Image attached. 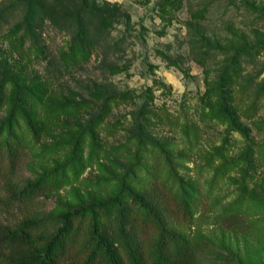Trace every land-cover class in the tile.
I'll list each match as a JSON object with an SVG mask.
<instances>
[{"label": "rangeland", "instance_id": "1", "mask_svg": "<svg viewBox=\"0 0 264 264\" xmlns=\"http://www.w3.org/2000/svg\"><path fill=\"white\" fill-rule=\"evenodd\" d=\"M106 1L117 22L81 48L48 22L25 34L23 5L0 0V129L24 130L21 174L70 168L42 198L58 213L114 196L155 147L202 195L186 231L227 255L206 263L264 264V0Z\"/></svg>", "mask_w": 264, "mask_h": 264}, {"label": "trees", "instance_id": "2", "mask_svg": "<svg viewBox=\"0 0 264 264\" xmlns=\"http://www.w3.org/2000/svg\"><path fill=\"white\" fill-rule=\"evenodd\" d=\"M11 2L24 7L25 34L48 22L81 48L97 44L120 15L106 0ZM257 47L237 50L227 72L240 65L241 53ZM225 85L223 78L216 83L221 108L229 104ZM26 142L21 126L0 129V264H205L227 256L199 232L186 231L203 207L202 195L171 172L162 150L154 147L148 170L135 167L114 196L47 213L43 196L70 183L71 170L55 165L34 178L23 176ZM236 217L230 213L223 222Z\"/></svg>", "mask_w": 264, "mask_h": 264}]
</instances>
